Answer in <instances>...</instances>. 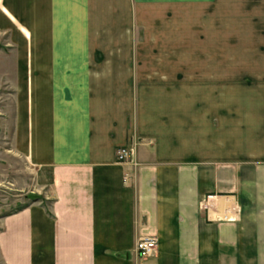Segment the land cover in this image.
Masks as SVG:
<instances>
[{
    "label": "crops",
    "instance_id": "obj_1",
    "mask_svg": "<svg viewBox=\"0 0 264 264\" xmlns=\"http://www.w3.org/2000/svg\"><path fill=\"white\" fill-rule=\"evenodd\" d=\"M135 3L0 0L16 146L41 192L1 219V264H264V14L248 16L260 33L226 38L229 60L243 44L253 60L217 63L218 7L140 45L112 11Z\"/></svg>",
    "mask_w": 264,
    "mask_h": 264
},
{
    "label": "rangeland",
    "instance_id": "obj_2",
    "mask_svg": "<svg viewBox=\"0 0 264 264\" xmlns=\"http://www.w3.org/2000/svg\"><path fill=\"white\" fill-rule=\"evenodd\" d=\"M134 1L136 2L134 5H124L112 9L114 14L121 15V21L116 22V25L120 24L121 26L123 41H125L124 35L129 32V27L131 37L134 38L136 44L140 45L147 43L146 34L149 29L154 33L162 28L171 34L182 33V31L188 32L193 29L194 19L197 15H202L204 19L209 14L211 7L212 9L218 7L216 27L218 47L214 56L215 61L221 63L229 60V53L226 52L228 43L226 38L230 33L236 35L261 32L259 23L248 21V16L252 15V12L264 14V5L258 1H250L247 4L248 0H198L197 7L194 6V0ZM228 5H230V11L227 12L231 13L230 16L232 17L229 21L226 20L227 12L224 10ZM135 18H137L136 27L134 26ZM18 22H14L16 27ZM94 24L95 26H93ZM96 25L98 26L97 22L92 23L91 31L97 30ZM19 29L21 28L19 27ZM13 36V31L0 27V221L4 216L18 211L41 195L35 181L34 165L19 152L16 146L15 110L18 49L17 39ZM28 39L32 43V35ZM238 40L236 37L233 38L235 46L239 44ZM255 40L258 42L256 38ZM175 41H179L178 38H175ZM260 42L263 43V39H260ZM174 44L178 45V43ZM247 46L243 44L233 48L234 53L231 60L233 62L253 60L252 49ZM184 47L186 51L189 49ZM247 48L248 51L250 49L249 52L246 50L248 53L244 52V49Z\"/></svg>",
    "mask_w": 264,
    "mask_h": 264
},
{
    "label": "built area",
    "instance_id": "obj_3",
    "mask_svg": "<svg viewBox=\"0 0 264 264\" xmlns=\"http://www.w3.org/2000/svg\"><path fill=\"white\" fill-rule=\"evenodd\" d=\"M136 142L119 147L116 151V157L119 161H125L134 156V152L136 149ZM158 239L154 235H144L141 236L136 243V252L139 257L147 258L153 256L157 250Z\"/></svg>",
    "mask_w": 264,
    "mask_h": 264
}]
</instances>
